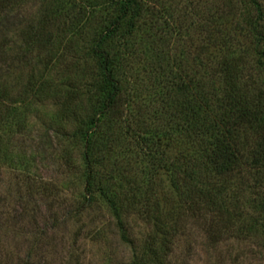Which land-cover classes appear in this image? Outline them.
<instances>
[{
	"label": "trees",
	"instance_id": "obj_1",
	"mask_svg": "<svg viewBox=\"0 0 264 264\" xmlns=\"http://www.w3.org/2000/svg\"><path fill=\"white\" fill-rule=\"evenodd\" d=\"M17 1L0 0V15ZM184 1L193 11L192 0ZM199 1L198 43L192 23L181 26L179 52L171 55L163 44L173 39L177 10L107 0L112 17L85 48L82 63H92L87 78L63 88L62 109L68 114L75 105L85 191L104 201L122 235L128 212L155 227L147 249L153 264H162L157 248L167 247L170 236L155 186L161 171L185 210L209 222V238H256L264 252V0H217L211 7ZM44 20L17 35L22 43L14 61L28 71L18 83L4 77L8 41L0 40V164L26 125L29 104L60 91L50 76L56 37ZM214 28L226 31L210 49L203 32ZM69 256L82 264L80 254Z\"/></svg>",
	"mask_w": 264,
	"mask_h": 264
},
{
	"label": "rangeland",
	"instance_id": "obj_2",
	"mask_svg": "<svg viewBox=\"0 0 264 264\" xmlns=\"http://www.w3.org/2000/svg\"><path fill=\"white\" fill-rule=\"evenodd\" d=\"M206 1L210 7L218 4L217 0ZM199 2L192 0L195 7L190 12L184 0L146 3L150 9H162L166 4L165 8L177 10L172 22L173 39L169 46L163 44L171 55L179 52L181 37L177 31L181 26L184 29L192 23V41L194 45L198 43L196 12L200 3H204ZM112 14L113 6L107 0H19L0 15V40L8 41L7 50H3L7 61L2 66L7 81L18 83L28 73L14 61L22 43L17 35L32 27V32L35 31L45 18L56 37V63L50 76L60 90L53 97L29 104L26 125L13 136L9 159L0 164V264H71L70 254L73 257L80 254L82 264L156 261L147 254L152 248L149 243L154 226L128 212L123 215L122 235L104 201L85 191L82 147L73 137L77 122L73 114L75 105L68 114L61 107L63 88L86 80L92 63H82L85 48L95 30L107 24ZM223 31L226 30L214 28L203 32L210 49L221 43ZM75 61L78 65L81 62L79 70L71 69ZM138 67L134 65L135 70ZM80 108L85 111L83 104ZM74 112L79 115L82 111ZM178 150L180 147L174 148V152ZM26 177L40 189L31 188ZM155 186L161 218L170 229L167 247L162 250L156 247L162 264H264L259 239L230 237L215 242L209 238L206 234L209 222L185 210L164 171L157 176ZM81 204L84 210L76 213ZM157 242L161 245L159 236Z\"/></svg>",
	"mask_w": 264,
	"mask_h": 264
}]
</instances>
